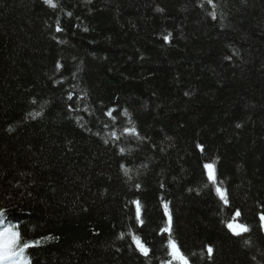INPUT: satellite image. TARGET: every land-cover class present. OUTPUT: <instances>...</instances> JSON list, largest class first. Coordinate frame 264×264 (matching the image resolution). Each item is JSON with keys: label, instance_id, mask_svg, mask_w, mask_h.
Instances as JSON below:
<instances>
[{"label": "trees", "instance_id": "16d2710c", "mask_svg": "<svg viewBox=\"0 0 264 264\" xmlns=\"http://www.w3.org/2000/svg\"><path fill=\"white\" fill-rule=\"evenodd\" d=\"M57 3L0 0V228L31 264H264V0Z\"/></svg>", "mask_w": 264, "mask_h": 264}, {"label": "snow or ice", "instance_id": "6c2138e0", "mask_svg": "<svg viewBox=\"0 0 264 264\" xmlns=\"http://www.w3.org/2000/svg\"><path fill=\"white\" fill-rule=\"evenodd\" d=\"M211 3V0H209ZM44 3L49 7L55 9L58 7L57 0H44ZM157 11H162V9H157ZM68 15H71L69 13ZM212 18H216V14L211 13ZM57 31H61L62 29L59 26V22H57ZM171 37V34L164 36V40L168 41ZM59 66V65H58ZM71 99V97H69ZM34 115H39L36 113ZM111 115V113H109ZM239 127V125H237ZM126 131L135 133V129H126ZM123 151V149H121ZM205 168L208 170V178L213 184L216 183L215 176V168L213 164H206ZM139 187V185H137ZM216 192L220 196L221 200H223L226 204L227 200V192L226 190L221 189L220 187H216ZM137 205V219L140 218V203L136 201ZM166 215H168V225L165 229H162L164 232H168L171 236L172 232V217L171 214L167 211V204L164 205ZM3 213H0V225L4 224L5 221L3 219ZM241 213L237 210L235 213L236 217H239ZM261 227H264V215H261ZM143 223V221H141ZM227 227L232 231V233L236 236H242L243 233L249 232V227L245 224L240 223H228ZM121 238H123L121 236ZM47 239H51L48 237ZM133 241L136 244L138 250L144 254L148 255L149 249L144 245V243L140 240L139 237L133 236ZM247 242V241H246ZM39 241H24L22 240L21 232L18 230L17 226L6 225L0 228V264H31L30 258L26 254L27 249L36 247L39 245ZM169 255L172 257V260L168 262V264H173V261L178 262V264H189L188 258L181 252L177 242L174 239H169L168 241ZM209 256H211L213 249L209 247L207 249Z\"/></svg>", "mask_w": 264, "mask_h": 264}]
</instances>
